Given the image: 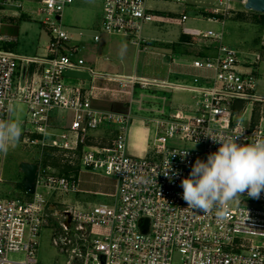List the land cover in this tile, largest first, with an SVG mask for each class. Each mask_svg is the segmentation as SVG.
I'll return each instance as SVG.
<instances>
[{
	"label": "built area",
	"instance_id": "built-area-1",
	"mask_svg": "<svg viewBox=\"0 0 264 264\" xmlns=\"http://www.w3.org/2000/svg\"><path fill=\"white\" fill-rule=\"evenodd\" d=\"M102 1L101 32L130 37L138 47L145 42L144 25L159 21L148 11L150 0ZM73 2L42 0L34 10L49 34V44L45 57L28 60L30 64L42 65L38 79L30 72L26 86L16 93L13 86L18 58L0 49V120H5L14 101L25 103L32 125L26 133L36 134L29 143L55 146L64 165L72 166L77 161L79 171L113 179V203L69 202L67 196L79 191L77 175L55 173L38 164L32 199L0 196V264H39V234L53 216L61 218L60 232L53 236V244L65 252L74 243L77 246L70 249L66 264H172L175 252L181 255V264H264V192L259 199L245 194L233 201L227 218H220L215 209L203 213L187 208L181 187L197 158L206 161L220 147L206 134L239 136L237 142L241 144L264 136V117L244 125L232 111L236 99L264 103V95L256 93L264 86V70L260 68L264 53L239 57L235 49L222 42L223 31L203 32L205 38L216 42V52L194 59L193 66L210 72L212 85L190 88L195 92L193 105L157 119L150 154L131 156L127 152L130 108L125 112L100 110L92 106L80 87H65V71L84 64L83 59L75 58L78 48L70 44L62 20L66 7ZM246 2L215 0L208 18L223 24L233 11L231 4L245 6ZM4 6L22 4L0 0V10ZM187 19L183 14L181 21ZM16 39L0 32V43ZM94 39L98 40L99 35ZM260 45L264 51V35ZM129 81L131 92L136 82L143 88L148 84L138 79ZM55 108L73 115L70 127L62 133L52 130L50 118ZM101 126L115 131L111 144L88 146L89 131ZM184 151L188 154L182 157L179 153ZM2 160L0 154V184L5 181ZM169 163L171 168L165 176ZM59 205L64 209L60 210ZM97 226L107 227L108 233L94 237ZM71 227L78 233L76 242L70 237ZM17 253H22L23 259L10 257Z\"/></svg>",
	"mask_w": 264,
	"mask_h": 264
},
{
	"label": "crops",
	"instance_id": "crops-1",
	"mask_svg": "<svg viewBox=\"0 0 264 264\" xmlns=\"http://www.w3.org/2000/svg\"><path fill=\"white\" fill-rule=\"evenodd\" d=\"M41 1L35 2L41 4ZM214 4L215 0H185L184 3L168 0L148 1V11L159 20L153 21V23L160 25V27L153 28L152 31L145 29L143 31L145 42L138 47L133 43L131 45L125 40L115 37L118 34L101 32V9H95L94 4L90 0H74L72 4L66 7L62 19L64 28H67L66 30L71 38L70 44L78 48L75 58L83 59L84 64L81 67H72L65 71V87L68 89L80 87L82 93L90 99L94 108L125 112L130 108L128 106L129 103L131 104L133 101L132 95L134 89L132 92L130 91L129 79H138L148 82L147 86L151 83L155 85V88L162 91L171 92L175 89L189 90L188 92L191 93V96H184V103H181L185 107L187 101L189 103L194 101L195 95V92L188 87L187 80L190 79L193 81V85L195 84L192 88L212 85L211 73L195 68L193 60L198 57L215 54L216 42L205 38L202 35L205 31H198L192 24L189 26H184V24L190 19H200L201 17L212 22L213 20L209 19V15L207 14H209ZM24 6L17 7L24 8L21 10L23 17L27 18L30 15H36V10L34 11L32 8ZM13 7L15 6H4L0 10V32L2 34L14 35L17 39L16 41L1 42L0 49L12 53L18 58L19 68L14 78L13 86V92L16 93L19 88L26 86L30 72H33L35 78L38 79L42 65L30 64L28 60L36 58L41 60L45 57L49 38L47 45L41 49L37 47L33 56L17 53L13 44L19 41V22L14 20L15 17L11 14H8V12H11L8 8ZM203 7L205 10H201ZM201 12L207 14L202 16ZM183 14L188 16V19L184 22L181 21ZM176 25L184 26L180 34L174 28ZM96 35H99L98 40L94 39ZM150 43L157 50L155 53L147 52V47L150 46ZM144 58L156 61L157 68L153 75H149L145 70H141L140 63ZM260 68L264 70V62L260 64ZM138 84L141 86L139 82H136L134 87ZM243 101L246 100H234L232 107L236 108L235 113L238 114V118L242 124H253L252 105L250 106L249 103V105H246L247 102L243 103ZM15 102H13L10 108L13 107ZM190 106L191 104H189ZM179 108L173 106L171 111L179 110ZM242 112H244L243 115ZM72 120V113H70V120L66 124H61V119L51 115L52 130L56 133L67 131ZM103 129L102 131L97 129L89 131L88 146H108L111 144L115 131L110 128ZM104 131L108 132L105 134ZM104 134L107 136H104ZM150 149L151 146L148 142L145 139H141L135 144L131 143L127 152L132 153V155L146 156L150 154ZM89 174L95 175V173L83 170L78 171L79 193L99 194L106 197H111L110 195L114 194L115 183L113 179L108 177H103L102 182L99 183L101 189L92 191L82 187L87 185V180L82 178L83 175ZM69 202L80 205L78 200L72 202L69 199ZM83 202L86 203V201Z\"/></svg>",
	"mask_w": 264,
	"mask_h": 264
},
{
	"label": "rangeland",
	"instance_id": "rangeland-1",
	"mask_svg": "<svg viewBox=\"0 0 264 264\" xmlns=\"http://www.w3.org/2000/svg\"><path fill=\"white\" fill-rule=\"evenodd\" d=\"M16 3H21L24 7H29L34 10H37L38 4L35 1L40 0H13ZM95 7V9H101V15L103 12V1L99 0H90ZM233 11L231 15L225 19L224 23L220 22H210L206 18L201 17L200 19H190L184 24V26L193 25L198 31H207L209 29L215 32L223 31L222 42L233 49H235L239 57H246L251 55L254 52L264 53L261 50V38L264 35V13H259L253 10H248L243 6L242 3L231 4ZM11 7V6H10ZM22 9L24 8H8V14H11L17 22H19V41L13 44L15 51L17 53H22L24 55L33 56L35 55L36 49L44 48L47 45L49 34L47 30L43 27L39 21L37 15H30L27 18L22 16ZM201 10H205L203 7ZM202 13V16L207 13ZM63 20V19H62ZM15 25V24H14ZM17 26V25H15ZM184 26H175L178 34L183 31ZM160 25H157L153 22H148L144 25L143 31L145 29L152 31L153 28H159ZM67 29V28H66ZM119 39L125 40L128 43H132L130 37H125L124 35H117ZM130 38V39H129ZM131 41V42H130ZM132 45V44H131ZM150 45V46H149ZM147 47L148 53H155L157 50L150 43ZM77 59V58H76ZM263 62V60H261ZM141 70L149 75H153L156 72V61L153 59H145L140 63ZM111 71V70H110ZM264 74V72H263ZM262 76V75H261ZM188 87L192 88V80H187ZM189 90H172L171 92L162 91L158 88H155V85L149 84L147 87H142L139 84L134 87L133 92V101L129 103L130 112L132 116V121L128 126L127 130V144L128 149L130 148L131 143H136L141 139H145L148 144L151 146L155 138L156 131V120L161 119L164 115H169L172 107L182 108L184 103V96H191ZM258 95H264V86H261L256 92ZM165 98V99H164ZM180 101V102H179ZM186 101V99H185ZM246 105H252V121H259L261 117H264V103L253 100H246ZM252 102V104H251ZM187 105L182 109H187L189 104L193 105V102H186ZM249 103V104H248ZM179 108V109H180ZM164 114H161V112ZM244 112H242L243 115ZM51 115L53 117H58L61 119V124L68 122L70 120V112L65 109L55 108L52 109ZM240 116V115H239ZM29 114L28 107L25 103L16 101L12 108L9 109L8 114L5 117V121L12 120L18 122L22 127V135L19 142L10 147L7 154L3 155L2 160V176L4 182L0 184V196L5 199H21L23 201L32 199L33 194L25 190L23 187L24 172L21 169V164L23 162L41 164L48 167V169L55 173H60L68 167L64 165L61 161V153L58 148L53 149L47 146H40L30 144L29 140L34 138L29 133H26V129L32 130V125L29 124ZM134 123V124H133ZM133 124V125H132ZM104 126L97 128V130H104ZM93 131V130H92ZM108 132V131H107ZM107 132L104 131L106 134ZM104 136H107L105 135ZM50 141V137L47 138V142ZM131 156L143 157L138 155ZM77 161H75L76 163ZM73 174V172H68V175ZM105 177L96 173L95 175H83L82 178L87 180V185L85 187L92 191L101 189L100 184L102 178ZM109 178V177H108ZM111 179V178H110ZM41 192L45 190L39 189ZM67 199H70L72 202L78 200L80 205L86 203L89 204H100L106 203L112 205L113 198L101 196L99 194H85V193H71L67 196ZM83 201H86L83 202ZM59 209L63 210L64 206L59 205ZM60 221L61 218L57 216L50 217L46 225L41 229L38 239V252L37 260L39 264H66L70 254V249L77 247L74 243L73 246L69 247V252L61 251V249L53 244V236H58L60 232ZM94 237H99L101 235L108 233V228L104 226L94 227ZM71 239L73 242H76L78 239V233L73 227L70 229ZM10 257L14 260L23 259L24 255L22 253L11 254ZM181 255L175 252L172 256V264H181L180 261Z\"/></svg>",
	"mask_w": 264,
	"mask_h": 264
},
{
	"label": "clouds",
	"instance_id": "clouds-1",
	"mask_svg": "<svg viewBox=\"0 0 264 264\" xmlns=\"http://www.w3.org/2000/svg\"><path fill=\"white\" fill-rule=\"evenodd\" d=\"M21 135L18 122L0 120V154H7ZM205 136L220 147L206 161L197 158L189 176L181 181L182 198L191 210L206 213L215 209L218 217L227 218L233 201H239L245 194L259 199L264 192V136H255L243 144L237 142L239 136ZM179 154L185 157L188 153ZM170 168L169 163L165 176Z\"/></svg>",
	"mask_w": 264,
	"mask_h": 264
},
{
	"label": "water",
	"instance_id": "water-1",
	"mask_svg": "<svg viewBox=\"0 0 264 264\" xmlns=\"http://www.w3.org/2000/svg\"><path fill=\"white\" fill-rule=\"evenodd\" d=\"M245 8L248 10L259 12V13H264V0H247L245 4ZM21 169L24 172V179L22 182L23 187L25 188V190L29 191L30 193H33L34 192V179H35V174L38 169V164L23 162L21 164ZM66 223H68V221ZM144 227L146 229L147 224H145Z\"/></svg>",
	"mask_w": 264,
	"mask_h": 264
},
{
	"label": "trees",
	"instance_id": "trees-1",
	"mask_svg": "<svg viewBox=\"0 0 264 264\" xmlns=\"http://www.w3.org/2000/svg\"><path fill=\"white\" fill-rule=\"evenodd\" d=\"M209 15V14H207ZM244 103V101H243ZM232 111L235 112L236 111V108L233 106L232 107ZM32 137H36V134H31ZM49 148H53V149H56L57 147H49ZM79 171V164L76 162V164L72 165V166H68L66 169H64V171H61L59 174H67L68 175V172L70 174V172H73L74 175H77Z\"/></svg>",
	"mask_w": 264,
	"mask_h": 264
}]
</instances>
